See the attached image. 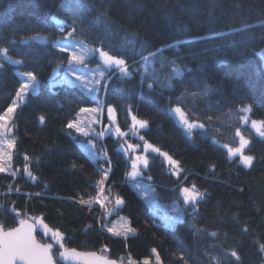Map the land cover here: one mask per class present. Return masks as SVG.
<instances>
[{
    "label": "trees",
    "instance_id": "16d2710c",
    "mask_svg": "<svg viewBox=\"0 0 264 264\" xmlns=\"http://www.w3.org/2000/svg\"><path fill=\"white\" fill-rule=\"evenodd\" d=\"M73 23L76 31L68 37ZM65 40L122 58L132 73L124 77L110 71L108 87L100 92L105 110L97 133L108 125L107 108L113 107L128 143L111 134L94 137L99 159L87 152L92 138L66 127L81 108L96 103L80 88L59 83L62 76L53 79V70L66 67L75 50L61 53L53 47ZM179 41L184 43L174 47ZM3 48L22 63H9L0 53V115L21 101L11 122L16 175L0 174V227L10 230L20 220L42 219L64 234L66 248L126 264L153 263L155 252L162 264H230L233 250L241 252L245 264H261L253 240L264 243V136L252 122L264 121V0H0ZM90 61L102 65L96 57ZM170 61L183 70L181 77L173 75ZM28 71L39 85L17 100ZM176 108L205 127L188 134ZM133 116L147 121V127H133ZM241 138L248 141L243 154L255 157L252 168L225 147L240 148ZM146 143L178 161L179 176L163 155L143 151ZM128 144L149 159L144 172L151 180L138 181L153 186L162 201L181 207L184 218L173 220L174 227L133 187L130 161L120 147ZM104 153L111 171L101 195L96 185L101 169L109 167ZM193 184L203 193L195 207L181 198L182 188ZM117 196L124 205L115 206ZM81 198L90 203L80 204ZM110 209L126 217L138 234L111 235L106 226ZM37 236L54 244L40 230Z\"/></svg>",
    "mask_w": 264,
    "mask_h": 264
},
{
    "label": "snow or ice",
    "instance_id": "6c2138e0",
    "mask_svg": "<svg viewBox=\"0 0 264 264\" xmlns=\"http://www.w3.org/2000/svg\"><path fill=\"white\" fill-rule=\"evenodd\" d=\"M76 3L80 4L83 3V0H75ZM251 25L246 26V28H251ZM63 31V27L60 29ZM76 31L75 23L72 25V31L67 33L68 37H71L73 35V32ZM234 31H243V29H237ZM131 43V41H129ZM184 43L183 41L177 42L174 47H179L180 44ZM53 47L58 48L61 53L69 51L70 49H74V45L70 42L65 40L63 43L60 41H57ZM99 53V57L104 61V64L107 65L108 69L110 70H119V74H122L124 77H129L132 75V73L129 71V67L126 64V61L122 58H117L113 55H110L109 52L104 51L102 49H96ZM0 53L3 54V57L5 60L9 61V63L13 64H19L22 63V61H14L11 59V57L8 55V49L3 48L0 49ZM68 65L67 67H61L57 65V68L53 70V79H55L56 76L60 74V71H63V78L59 81V83H65L68 85H71L75 88H80L82 91L86 89V95L97 104V107L94 108H88L84 107L80 109L81 113H101L104 112V106L101 104L99 100L98 93L102 90H106L108 87V79L105 78V71L103 70H85L83 68L77 67L76 65H82L84 64V60L81 56H78L75 51H71L70 55L68 57ZM148 58L144 57L143 61L144 63H147ZM169 65L172 69V73L175 77H181L183 75V70L179 68V66L176 65L175 61H170ZM3 65L0 64V68H2ZM188 71H191L188 69ZM96 72H98L101 79L104 80L103 88H101V81L100 80H94V81H85L86 76H92ZM24 75L27 76V80L22 83L19 87L18 92L16 93L17 100H20L27 96L29 94V90L36 91L37 86L39 85V81L37 80V75L33 71H28L24 73ZM71 75H75V81L70 79ZM111 73L109 72L108 77L110 78ZM168 79H171V77H168ZM79 81L80 83L77 84L76 82ZM142 83L146 84L147 81L144 80ZM55 85L53 84V87ZM147 87L149 89L152 88L151 84H147ZM19 107L18 103H13L10 107L7 108V111L0 115V121H3L4 123H0V129H3L5 133L9 131L8 128V117L10 114H13L16 112V109ZM245 111H250V108L244 109ZM116 109L113 107L107 108V117H108V125L105 126L97 135L99 137L105 136L106 132H109V128L112 125H115L116 122V116H115ZM175 112L181 113V119L183 120V124L186 126L188 134H191L193 129H203L205 126L202 123H190L186 118H184L183 113L181 112L180 108H176ZM210 119V118H209ZM133 120V127L138 125L140 128H146L147 127V121L143 120H137L135 116L132 117ZM40 122H44V117H40ZM247 122V120H245ZM93 123L99 124L101 121L99 119H94ZM257 123H260L262 127H264V121H253L252 126L256 127ZM66 127L68 129H75L77 132L82 133L83 135H88L87 132H85L81 127L80 123L73 119L72 121L68 122ZM259 134L261 136H264V131H260L259 128L257 129ZM111 134V133H109ZM115 134L118 136H124L126 133L122 132L118 126L115 128ZM237 135H240L239 131L236 133ZM140 139L143 140V136H140ZM242 139V145L241 148L233 150L232 148H228V152L231 153L232 156H236L238 153L242 155V148L247 145L248 141ZM16 147V141L10 140L7 142V148L10 150H14ZM122 152H126L128 149H131L133 152H135V148H133V145L129 144L127 146V149L123 147V145L120 146ZM139 147V145H137ZM145 150H151L153 153H159L163 155L168 163L170 165H173L176 167V171H174V174L179 176V162L174 160L170 155L167 153H161V150L159 148L154 147L152 144H145ZM225 147H227L225 145ZM90 154L92 155L93 159H99L95 156V153H92L91 150ZM4 156H7V159L11 161L12 156L10 153H5L3 150H0V158H3ZM25 160H28L29 157L25 156ZM103 160L109 165L108 168L101 169V176L102 178L97 182L96 187L98 190L103 193L104 191V184L108 180V175L111 171V160L107 156L106 153L103 155ZM255 161V157L252 155H242L241 163L247 167L252 168L253 163ZM141 166L143 169H148L149 167V159L146 156L143 155H135L134 160L131 162V171L127 173L130 180L133 182V187H136L139 184V181L137 180V177H142L147 180H151V176L147 175L145 172L142 171ZM6 169L0 165V172H4ZM25 171L27 172L28 177L35 181L37 178L32 174V172L29 170L28 165H25ZM11 175L15 176L16 173L13 172ZM16 191H19L17 188ZM182 193L185 197V202H190L193 207H195L196 202L198 199L203 197V193L196 191V186L193 184L191 189L188 187L182 188ZM39 195V193H37ZM80 204H88L89 201H85L82 198L79 201ZM115 206L120 207L124 205L125 201L123 198L117 196L115 198ZM91 210V209H89ZM115 210V209H114ZM15 211V209H13ZM111 213H109L110 215ZM41 225L43 226L45 235L50 234L52 241H54L55 245L58 246L57 252H53V243H38L35 236L33 235L34 231V224H29L25 220H20L21 227L14 228L12 231H2L0 230V264H58V260L55 258L58 254L60 260L68 259L74 256H79L80 254L75 251V249H72L71 252H69L68 248L65 247V238L64 234L61 233L59 230H53L48 227L47 224L43 223V220L40 221ZM103 229V225H102ZM108 232H111L113 236H119L120 233L117 232L114 228L109 227L107 229ZM244 232H247L248 229L245 227L243 229ZM127 232L135 233V229H132L129 227L127 229ZM213 236H216V233H212ZM127 239V237H125ZM254 246L258 249L259 258L261 260V264H264V243L260 242L259 240H253ZM238 247L242 248V245H238ZM60 249H63V251H60ZM155 252V250H153ZM93 257H95V254H91ZM229 257H231L230 264H245V261L241 255L240 251L233 250L230 253H228ZM157 261L159 262V254L156 255ZM96 259L100 262V264H115V261H107L103 260L102 258L96 257ZM183 260V256L181 257ZM144 264H149V262L146 260ZM185 264H187V261H185Z\"/></svg>",
    "mask_w": 264,
    "mask_h": 264
},
{
    "label": "rangeland",
    "instance_id": "374dc122",
    "mask_svg": "<svg viewBox=\"0 0 264 264\" xmlns=\"http://www.w3.org/2000/svg\"><path fill=\"white\" fill-rule=\"evenodd\" d=\"M74 49L75 50H73V51H75V53L78 56H81L83 58V60H84V64H82V65H76L77 67L83 68L85 70H96V69L103 70V71H105V78L108 77V74H109L110 71L111 72L112 71L113 72L116 71L117 73H119V70L118 69L117 70H110V69H108L107 65L104 64V61L99 57V53L97 51H95L96 50L95 48H91V47H87V46L83 47L82 45H79V46L75 47ZM93 57L98 58L102 62V65H99V64H96V63H92V61H90V60ZM67 65H66V67H67ZM59 75L62 76V77H60V79L62 80V78H63V72H60ZM27 79L28 78L26 76L25 77V81ZM70 79L73 80V81H75V75H71L70 76ZM94 80H100L101 81V88H102V84L104 83V80L101 79V77L99 76L98 72H96L92 76H86L85 77V81L86 82L94 81ZM76 83L79 84L80 82L77 81ZM30 91H32V90H29V92ZM83 92L86 94V89L83 90ZM99 95H100V92L98 93V96ZM99 100H100V98H99ZM15 103H18L19 106H20L21 101H16ZM94 107H97V104L95 106L91 107V108H94ZM173 112L175 113V115L179 119V122L184 127V129L187 130L186 129V126L183 124V120L181 119V113L175 112V109H174ZM15 113L10 114L9 117L7 118L8 119V128H9V131H7L5 133V131L3 129H0V150H3L5 153H10L11 156H12L11 161H9L7 159V156H4L3 158H0V165H2L6 169V171L0 172V174H11V173L14 172V168H13V158H14V150L15 149L14 150L8 149L7 148V142L10 141V140H14V138L12 136V133H11V122H12V119H13ZM100 116H101V113H81L80 112L78 114V116H77L76 121H78L80 123V127L85 132H87L88 135H83L82 133L77 132L74 129L78 134H80V135H82V136H84L86 138H92L93 139V140L90 139L88 141V144H86V149H87V152L89 154H90V151L89 150H91V152L92 153H95V156L98 157V158L100 157V155L98 153L97 148L95 147L96 146V141H94V140L96 138L94 139V137H96V136L99 137V136L97 135V130H96L95 127L96 126H102V124H100V123L99 124L93 123V120L94 119H100ZM184 118H186V117L184 116ZM189 122L190 123H193L191 121H189ZM0 123H4V122L3 121H0ZM107 123H109V122H107ZM116 126H117V121L115 122V125L110 126L109 132H106V134L111 133V135H113L115 138L121 139V140H123V142H126L127 139L125 137H126L127 134L124 135V136H122V137L116 135L115 134V128H116ZM103 127H104V125H103ZM258 128H259V130H261L260 123H257V125L255 127L256 131H257ZM197 129H199V128H197ZM193 130H196V129H193ZM126 143H128V140H127ZM127 146L125 147V149H127ZM133 148H135V152H133L131 149H128L126 151L128 160L130 161V166H131V162L135 158V155H143V154L137 153V152H139V149L138 148H136L134 146H133ZM226 148L228 150V147H226ZM143 151H147V150L144 149ZM238 155L242 159V155H244L243 154V150H242V155L240 153H238ZM90 156L92 157L91 154H90ZM141 169L144 172L145 169H143L142 166H141ZM130 171H131V167H130ZM139 178H141V177H137V180ZM134 188L141 194V196L143 197V199L147 203H149L150 205H152L155 208L156 213L164 218V221H166V223H167V225L169 227H174L175 224L178 221H182L183 220L184 215L182 216V214L179 212V210L181 209V207L179 205H177L176 203H169V202H166V201H162L160 195L158 196V194H157V192H156V190H155V188L153 186L152 187H144V185L139 182V184L136 187H134ZM102 194L103 193H101V195ZM181 198H182V200H183V202H184L185 205H191L190 202H185V197H184V194L182 193V191H181ZM108 200L109 199H106V201H108ZM109 213H111V214L109 215ZM115 215H116V212L113 209L108 210V213L106 215V219L108 220V222L106 223L107 229L109 227H111V228H114L117 232L120 233L119 236H115V237H123V238H125V237H130V236H136L138 234V232H137L136 229H135V233L127 232V229L129 227H131L132 229H134L131 226L130 221L126 217H118V216L116 217ZM173 220L174 221H177V222L173 223ZM36 223L38 225V228L44 234V236H46V237L48 236V237L51 238V235L50 234L45 235L43 226L41 225L40 221L38 220ZM109 233L112 235L111 232H109ZM156 255H157V252H155V255H154V262L153 263L149 262V264H162V261H161L160 258H159V262L157 261ZM144 262H145V260L143 261V264H144ZM128 264H140V263H137V262H134V261H130Z\"/></svg>",
    "mask_w": 264,
    "mask_h": 264
},
{
    "label": "water",
    "instance_id": "95a60500",
    "mask_svg": "<svg viewBox=\"0 0 264 264\" xmlns=\"http://www.w3.org/2000/svg\"><path fill=\"white\" fill-rule=\"evenodd\" d=\"M26 222L29 223V224H34L33 235L35 236L37 242L40 243L38 241V238H37V235H36V233H37V226H36V224L33 221H31V220H26ZM19 227H21V224H19L15 228H19ZM13 229H10V230H7V231H12ZM0 230L6 231L2 227H0ZM68 250H69V252H71L72 249H68ZM75 251L77 253H79L80 255L79 256H74V257H71V258H68V259H64V260H60L59 259L60 263H62V264H100V262L96 259V257H99V258H102L103 260L115 261V264H124V263H120L119 261H117L115 259H109L106 256L101 255L98 252H82V251H78L76 249H75ZM93 253L95 254V257H93L91 255Z\"/></svg>",
    "mask_w": 264,
    "mask_h": 264
},
{
    "label": "bare ground",
    "instance_id": "6f19581e",
    "mask_svg": "<svg viewBox=\"0 0 264 264\" xmlns=\"http://www.w3.org/2000/svg\"><path fill=\"white\" fill-rule=\"evenodd\" d=\"M17 226H18V225H17ZM53 252L55 253V250H53ZM55 258L58 260V264H61L60 261H59V256H58V254L56 255Z\"/></svg>",
    "mask_w": 264,
    "mask_h": 264
}]
</instances>
